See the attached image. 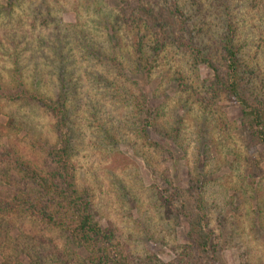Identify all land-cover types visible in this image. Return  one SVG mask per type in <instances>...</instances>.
<instances>
[{
    "label": "rangeland",
    "instance_id": "rangeland-1",
    "mask_svg": "<svg viewBox=\"0 0 264 264\" xmlns=\"http://www.w3.org/2000/svg\"><path fill=\"white\" fill-rule=\"evenodd\" d=\"M123 1L156 11L191 3L0 0V83L14 90L21 75L42 96L59 100L64 93L79 187L131 264H200L186 221L166 201L167 180L198 192L207 206L212 250L201 264H264V147H248L238 104L204 91L212 74L177 44L178 35L156 54L144 31L137 49L136 27L122 20ZM187 31L188 41L197 37ZM247 50L263 67L261 49ZM148 109L159 119L146 139L139 135ZM0 138L39 167L57 141L53 118L28 103H0ZM25 244L46 264L86 259L79 241L42 222L0 220V264H32Z\"/></svg>",
    "mask_w": 264,
    "mask_h": 264
},
{
    "label": "trees",
    "instance_id": "trees-1",
    "mask_svg": "<svg viewBox=\"0 0 264 264\" xmlns=\"http://www.w3.org/2000/svg\"><path fill=\"white\" fill-rule=\"evenodd\" d=\"M190 2H183L182 10L167 11L161 8L156 11L123 1L120 13L123 21L136 27L139 51L143 49L146 32L155 39L153 50L156 54L178 35L175 37L177 44L192 51L198 64L206 66L212 74L203 81L204 91L223 93L238 104L248 147H264V62L262 67L255 61L256 55L252 57L247 50L256 46L264 53V0ZM245 15L250 16L253 21L251 25V21L246 23L243 20ZM220 20L219 27L217 22ZM187 30L195 32L196 39L192 37L188 41L183 36ZM144 31L146 34L143 35ZM206 49L217 50L207 53ZM198 98L204 100L201 95ZM1 102L40 106L54 120L57 141L52 149L46 151L48 162L39 167L16 151H10L0 138L2 164L6 165V169H0V220L17 218L39 221L68 234L75 242L79 241L84 249L86 259H81V264H131V259L123 255L112 234L95 221L92 199L79 187L77 166L73 160L75 124L64 93L59 100L42 96L28 89L19 75L14 90L0 83ZM144 112L146 116L141 120L139 136L149 139L159 116L150 109ZM10 128L14 129L15 126ZM168 136L171 137V133ZM167 182L170 189L165 191L168 193L166 201L172 211L186 221V237L192 243L193 256L201 264L200 261L207 259L212 250L207 206L198 192L190 188H176L172 180ZM24 247L21 250L27 252L32 264L47 263L36 255L33 246L25 244Z\"/></svg>",
    "mask_w": 264,
    "mask_h": 264
}]
</instances>
